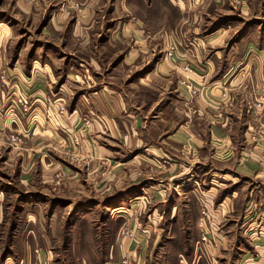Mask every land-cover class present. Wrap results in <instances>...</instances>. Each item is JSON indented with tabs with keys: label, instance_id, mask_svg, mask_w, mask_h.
<instances>
[{
	"label": "rangeland",
	"instance_id": "rangeland-1",
	"mask_svg": "<svg viewBox=\"0 0 264 264\" xmlns=\"http://www.w3.org/2000/svg\"><path fill=\"white\" fill-rule=\"evenodd\" d=\"M189 27L198 29L193 37ZM191 41L208 56L212 48L264 49V0H0V264H41L26 262L28 250L35 256L46 250L50 264H142L143 255V264H176L172 244L186 242L198 247L203 264L264 260V199L251 192V177L222 203L213 200V185L188 192L176 188L182 181H164V199L170 197L164 208L137 198L136 167L121 174L105 157L95 167L84 152L92 120L79 113V97L108 81L151 117L171 91L155 90L153 82L137 86V73L144 77L162 61L186 62L180 55ZM73 110L78 114L70 119ZM207 151L197 165L217 168ZM176 155L181 165L172 175L180 179L193 167ZM175 160L168 155L156 164L169 169ZM225 179L217 187L236 181ZM127 230L132 240L123 236ZM135 242L145 254L138 255Z\"/></svg>",
	"mask_w": 264,
	"mask_h": 264
},
{
	"label": "crops",
	"instance_id": "crops-1",
	"mask_svg": "<svg viewBox=\"0 0 264 264\" xmlns=\"http://www.w3.org/2000/svg\"><path fill=\"white\" fill-rule=\"evenodd\" d=\"M146 7L150 8L151 5ZM138 22L141 23L139 19ZM180 24H182V19ZM178 25L179 23H176V27ZM191 29V27L186 28L185 33L193 37L198 29ZM141 38L143 42L148 40L149 43L150 40L158 37ZM188 38L185 37L183 40L186 39L187 43ZM135 39L139 40L140 37H135ZM195 42L191 41L186 44L188 50L180 55H183L187 63L179 61L180 63L173 65L162 61L157 63L144 77L141 72L137 73L139 81L136 83L137 86L143 84L150 87L153 82L157 83L155 90L171 91L170 94L167 93L172 96L170 101L161 98L159 100L161 104L156 107L151 117L141 110L142 104L139 106L133 104L118 85L108 81L97 83V87H91L85 95L88 98L79 97L77 104L80 110H77L79 113L81 111L86 113L92 120L91 127L86 134L87 138L83 142L85 155L90 156L91 165L95 167L99 165L98 157H105L106 165L109 167L110 163L116 164L120 167L118 170H122L121 174H124L130 166L136 167L138 172L134 175L137 179L132 182V185L136 183L134 187L137 188V198L149 201L150 204L161 203V207L164 208L166 201L170 199L169 196L164 199L165 192L169 190L164 186V181L167 180L169 182L175 180L173 184L182 181L176 184V188L189 187L188 192L192 190L196 192L197 189H193L195 187L192 186H197L199 183L213 185V200L217 201L216 199L220 197L222 203L231 199L232 195L237 196L242 187L243 178L251 177L255 185L251 192L254 195H263L264 199V193L262 194L264 190V142L255 143L248 138L251 130L264 125V112L261 113L262 111L258 110L259 117L255 118L248 110L249 106L258 101H262L264 106V49L248 48L239 52L232 48L227 51L212 48L213 55L208 56L209 49L206 53V50L199 49L200 47ZM205 42L208 44L207 47L212 46L209 44L210 39ZM129 54L132 53L129 52ZM135 58L134 55L130 59L133 62ZM184 63H189V72L183 71ZM149 77L152 81L148 80ZM184 79H187L193 89L198 91L197 96L192 98L190 91L179 83V80ZM158 82L161 83L160 86H157ZM58 92L59 89L56 93ZM77 110H73L74 113L70 114V119L77 116ZM78 120L81 121L79 118ZM55 136L62 139L57 132ZM206 151L210 159L219 163L217 168L213 166L207 168V164L205 166L201 164L203 168L197 165L199 164L197 157L200 153L205 155ZM131 153H134V160L126 159L125 157ZM166 153L176 159L169 169L156 164L158 159L168 158ZM176 154H181L182 163H188L193 167L191 174L180 179H177L178 175H172L181 165L179 163L181 159ZM131 162L134 165H129ZM226 176L233 177L236 181L230 183L229 188L226 185L217 187L215 181L219 184V180H226ZM129 178L130 176L125 175L122 177V184L126 187L130 186ZM230 187L234 189L229 191ZM125 190L123 189V194ZM124 195L128 199L129 194ZM174 209L171 210V218L174 216ZM157 210L158 208L154 210V213ZM164 211L166 209L158 213L164 215ZM140 242L133 243L139 247V256L143 251L144 254L147 251V248ZM186 243L172 244L177 253L176 258L173 259L174 262H177L176 264H203V261H200V255L196 252L198 247L193 243ZM259 248L256 247L257 251ZM45 251L40 250L41 253H38L35 250L37 254L35 256L29 254L28 250L26 262L38 260L41 264H50V256ZM142 259L143 263L148 261L144 255ZM258 264H264V260H260Z\"/></svg>",
	"mask_w": 264,
	"mask_h": 264
},
{
	"label": "built area",
	"instance_id": "built-area-1",
	"mask_svg": "<svg viewBox=\"0 0 264 264\" xmlns=\"http://www.w3.org/2000/svg\"><path fill=\"white\" fill-rule=\"evenodd\" d=\"M174 46V45H173ZM167 57L168 59H173L174 58V48L171 46L169 47V50L167 51ZM183 71L189 72L190 71V66L186 65L183 67ZM179 83L186 87L190 91V95L192 97L197 96V90L193 89V87L188 83L187 79L180 80ZM248 110L251 112L250 114H253V116L258 118L257 111L260 110L263 111V105L262 101L255 102L254 105L249 106ZM85 122L84 125L89 129L91 121L88 119H83ZM248 138L250 141L257 143L258 141H263L264 142V125L260 126L259 128H254L253 130L250 131ZM123 236L126 237L127 239L132 240L134 238L133 233L129 230L123 232Z\"/></svg>",
	"mask_w": 264,
	"mask_h": 264
},
{
	"label": "trees",
	"instance_id": "trees-1",
	"mask_svg": "<svg viewBox=\"0 0 264 264\" xmlns=\"http://www.w3.org/2000/svg\"><path fill=\"white\" fill-rule=\"evenodd\" d=\"M217 201H220L221 200V198L219 197L218 199H216Z\"/></svg>",
	"mask_w": 264,
	"mask_h": 264
}]
</instances>
